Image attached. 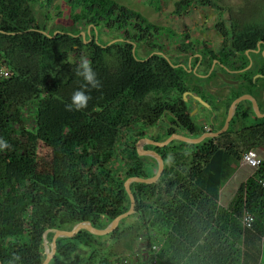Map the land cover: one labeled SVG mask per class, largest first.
<instances>
[{
    "label": "trees",
    "instance_id": "1",
    "mask_svg": "<svg viewBox=\"0 0 264 264\" xmlns=\"http://www.w3.org/2000/svg\"><path fill=\"white\" fill-rule=\"evenodd\" d=\"M63 1L71 21H57L50 30L38 17L39 0H0V71L9 72L8 78H0L2 264H43L56 230L70 231L85 222L106 229L130 209L125 182L156 174L157 162L139 156L136 148L139 140L148 138V129L166 117L181 131L199 138L205 127L190 116L184 94L192 91L210 106L217 105L207 89L215 76L200 79L173 67L163 56L152 55L165 54L152 39L163 33L175 37L171 29L153 25L140 12L115 0ZM148 1L157 8L161 0ZM218 2L181 1L176 14L194 3L221 9ZM245 3L252 6L250 13L237 12L264 13V0ZM230 15L218 24L223 38L219 57L206 47L205 63L206 72L214 58L224 71L238 72L233 79L239 86L223 95L226 114L243 95L259 101L264 84L259 77L254 82L260 65L253 54L255 65L239 72L250 64L247 51L264 40V24L260 18L239 14L237 18L232 10ZM88 28L90 36L84 40L81 33ZM103 32L118 36L100 42L97 35ZM133 44L150 47L143 60L133 55ZM172 94L176 97L169 100ZM150 96H164L167 101L155 106L141 102ZM27 112H33L32 127ZM262 122L246 101L238 105L229 130L217 139L198 145L174 141L164 148L145 146L161 155L165 170L156 184L131 185L137 201L135 213L108 236L81 231L74 238H59L50 264H112L134 255L140 246L148 253L165 238L178 264L192 247L207 260L220 257L227 242L234 253L241 252L243 264H257L264 234V188L259 183L264 180V160L239 185L229 211L218 201L243 154L264 147ZM175 133L177 129H170L166 139ZM239 140L249 145L245 151H240ZM244 212L254 216L253 230L243 227ZM225 231L229 241L221 233ZM165 250L163 246L160 260Z\"/></svg>",
    "mask_w": 264,
    "mask_h": 264
},
{
    "label": "rangeland",
    "instance_id": "2",
    "mask_svg": "<svg viewBox=\"0 0 264 264\" xmlns=\"http://www.w3.org/2000/svg\"><path fill=\"white\" fill-rule=\"evenodd\" d=\"M39 1L42 6L40 5L41 8L39 10L40 12L38 13V17L50 30L55 28L57 21L61 24H68V21H71L69 20L68 15L64 12L65 3L63 0H53L51 4H48V0ZM115 1L129 9L140 12L153 25L169 28L174 32L175 37L171 34L163 33L152 39L154 44L157 43L164 48L166 56L172 62H175V57L178 54L179 48L187 47L190 49L188 46H192L190 44L195 42V40H199L204 46L212 49L214 52L220 51L219 49L221 48L222 37L217 26L223 19H221V14H219V12L224 13V21H227L229 20V13L231 10L237 13V18L238 14L242 18L250 16L249 14H241L240 12H237L238 10H246L248 13L252 10V6H246V0H219L218 5L221 9L210 6H200L197 5V3H194L190 8L178 14H176L177 3L189 0H161L157 5V8L156 6L151 5L148 0ZM61 14L64 15L63 18L60 19L59 16ZM47 15L51 16L50 20H48ZM83 27L85 26H77L79 29H82ZM116 36H118L117 32L112 34L110 33L109 35L103 32L100 37L97 35V39L100 40V42H107L113 40ZM149 51L150 47L148 45H138L136 49V56L139 60H143ZM166 101L167 98L164 96H150L147 99L141 100L143 104H149L150 106H155L158 103H164ZM26 120L29 127H32L34 120L33 112L26 113ZM168 122V119L163 117L157 125L148 129V138L158 140L157 142H161L166 139ZM207 127H210V125H207ZM239 142L240 151H245L249 145H246L243 142L241 143L240 140ZM254 150L257 151L264 160V147H257ZM147 161H149L152 165H155L153 160L150 158H147ZM153 170L157 171L155 166ZM246 170H249L253 174L256 171L247 167H243L242 170H239L238 167L237 172L226 184L228 190H230L232 194H235L234 192H236L239 185L247 179V175L245 174ZM46 248L49 249V245H47Z\"/></svg>",
    "mask_w": 264,
    "mask_h": 264
},
{
    "label": "flooded vegetation",
    "instance_id": "3",
    "mask_svg": "<svg viewBox=\"0 0 264 264\" xmlns=\"http://www.w3.org/2000/svg\"><path fill=\"white\" fill-rule=\"evenodd\" d=\"M219 14H221L220 15L221 19L224 20V13L219 12ZM234 16H235V14H234ZM230 18H231V15H229V19ZM246 18H249V19H258V18H260L259 20H261V22L264 24V13L263 12H262L261 16L254 15V16H247ZM221 39H222V43H221L220 47L223 46V38H221ZM193 43H191V44L189 43L190 45H192V46H188L190 49H188L187 47L186 48L185 47L184 48H179L178 54L175 57L176 60H175L174 63L177 66L186 69L189 73L196 75L200 79H207V78H210L212 76H215V77H213V81L211 82V85H207L208 91L216 99L217 105L215 107L210 106L206 102L209 105L207 107L204 104H202L201 102L197 101L196 97H198V96L195 95L194 93H192V91H187L184 94L183 97H184V101L186 103H188L190 108H191L190 116L194 119L195 123H197L199 126H201L202 124L203 125L204 124L210 125V127H205V125H204L205 131H206L205 133H207V132L208 133H216V132L220 131L224 127L226 119L228 117V112H229V109H230V107H229V109L227 111V114H226L225 107H224V105H222L223 95H225L226 92L230 91V89H229L230 87L239 86V81L233 79V75H235V73H238V72L231 71V70H228V69H225V71H224V69L220 68V67H222V65L220 64L218 59H215V58L212 60V64H211L210 69L207 70V72H206L207 64H205V63L207 62L206 60H208V57H209V56H207L208 55L207 50H206L207 48L199 40H195V42H193ZM136 49H137V46H136ZM219 50H221V48ZM213 53L216 54L219 57V51L218 52H214L213 51ZM252 54L254 55V59H258V62H259V65H260V72L254 78V82H255L257 77L261 78L263 80V82H264V40H259L257 42L256 49H252L250 51H247V55H249V57H250V64L245 70H241L239 72L243 73L244 71H248L255 65V61L252 60V56H251ZM205 56L207 58H205ZM215 62H216L215 67L212 70L213 64ZM251 63H252V66H250ZM211 70H212V73L210 74ZM219 74L224 75V77L227 80H230V81L235 82V83H233V84L225 83L219 77ZM206 76H208V77L206 78ZM222 82H224L226 84V86L223 85ZM259 89H260V91H259L260 92L259 93V101L256 98L255 99L258 102L261 114L264 115V84ZM173 96H174V94L170 95L169 96L170 97L169 100L171 98H175L176 97V96H174V97ZM244 102H246V101H244ZM247 102H249V101H247ZM251 105H252V103H251ZM237 108H238V106H237ZM252 108H253V105H252ZM235 113H236V111H235ZM234 116H235V114H234ZM234 116H233V118H234ZM233 118H232V120H233ZM258 118L263 120L262 125H264V117H258ZM232 120H231V122H232ZM231 122H230V126H231ZM173 128L177 129V133H175V134H179V135H183V136H186V137L194 138L191 134L181 131L179 127L174 126V124L171 121H169L168 122V126H167V133L169 132L170 129H173ZM214 139H217V138H214ZM207 140H209V139H207Z\"/></svg>",
    "mask_w": 264,
    "mask_h": 264
},
{
    "label": "water",
    "instance_id": "4",
    "mask_svg": "<svg viewBox=\"0 0 264 264\" xmlns=\"http://www.w3.org/2000/svg\"><path fill=\"white\" fill-rule=\"evenodd\" d=\"M81 36L83 37V39L85 40L87 36H90V28H88L87 32H82ZM53 37V36H52ZM91 39H89L88 41H86V43L90 42ZM133 55L136 57V44H133ZM154 54H159L161 56H163L173 67H179L177 65H174L171 60L164 54L161 52H155ZM151 55V56H152ZM137 58V57H136ZM216 62L213 64L212 70L215 67ZM252 66V63L251 65ZM250 68V67H249ZM212 70L210 72V74L212 73ZM209 76V75H208ZM206 76V78L208 77ZM219 77L227 84H233L235 82H232L230 80H227L224 75L219 74ZM196 100L201 102L202 104H204L205 106H209L206 102H204L200 97H196ZM244 101H249L252 103L253 105V109L254 112L257 114L258 117H264V115L261 114L260 109H259V105L257 100L251 96V95H244L239 97L238 99H236L230 106L229 112H228V117L226 119L225 125L224 127L216 132V133H204L202 136H200L199 138H191V137H186L183 135H179V134H174L172 136H170L168 139H166L163 142H157L154 141L150 138H143L141 140L138 141L136 148H137V152L139 156H148V157H152L153 159H155L157 161V171L154 177L152 178H139V177H134V178H130L125 182V189L128 193V196L130 198V209L118 216L106 229L104 230H100L95 228L91 223L89 222H85V223H81L78 224L76 227H74L72 230H56L54 232L53 238H52V244H51V250L47 249L46 253H47V257L45 259V261L43 262V264H50L52 259L54 258L56 252H57V240L59 238H64V237H70V238H74L76 237L81 231H87L93 235L96 236H100V237H104V236H108L111 233H113L121 224L122 220L125 218L130 217L131 215H133L135 213V209H136V205H137V201L135 196L133 195L132 191H131V185L133 183H140V184H146V185H153L156 184L162 177L164 170H165V162L163 160V158L161 157L160 154H158L156 151L154 150H150V149H145V145H151V146H155V147H159V148H164L169 146L172 142L174 141H182L184 143L187 144H192V145H198L203 143L204 141H206L207 139H214V138H218L221 135H223L224 133L227 132V130L230 127V122L235 114V111L237 109V106ZM49 232V231H48ZM0 264H2V262L0 261Z\"/></svg>",
    "mask_w": 264,
    "mask_h": 264
},
{
    "label": "crops",
    "instance_id": "5",
    "mask_svg": "<svg viewBox=\"0 0 264 264\" xmlns=\"http://www.w3.org/2000/svg\"><path fill=\"white\" fill-rule=\"evenodd\" d=\"M205 127H207L206 124H204ZM243 167H239V170H242ZM247 175V179L250 178L252 176L253 173H251L249 170H246ZM246 179V180H247ZM245 180V181H246ZM244 182V181H243ZM242 182V183H243ZM238 190V188H237ZM236 190V192H237ZM236 192H234L236 194ZM235 194H232L230 190H228L227 186H223L220 190V194H219V201L218 204L220 207H222L223 209H227L230 207L231 202L233 201ZM230 197V198H229ZM229 211V210H228ZM222 234H224L227 238V240L229 241V232L225 231V232H221ZM231 240H230V244H231ZM202 244L204 243L203 241L201 242ZM227 248L226 251H224V253L221 254V256L219 257H213L210 260H207V258H202V256L200 255L199 251H197V247H192L191 252L187 253L188 256L186 258H182V262H180L179 264H243V260H242V256H241V252H239L238 254L234 253V251L231 249H229V243L227 242ZM164 248L166 249L165 251V258H163V260H160L159 264H178V262L175 260V250H172V248L167 247L166 248V244H164ZM180 249H182L181 253L183 252V247H180ZM187 248H184V250ZM239 249H242L241 246H239ZM138 249H136V251H134L137 254ZM191 255V257L189 256ZM200 255V257H199ZM188 259V262H186L185 260ZM142 260V257H138V259H135L134 256L131 255H126L124 256L122 259H120L119 261H114L112 264H140ZM257 264H264V242H262L261 245V253L258 259Z\"/></svg>",
    "mask_w": 264,
    "mask_h": 264
},
{
    "label": "built area",
    "instance_id": "6",
    "mask_svg": "<svg viewBox=\"0 0 264 264\" xmlns=\"http://www.w3.org/2000/svg\"><path fill=\"white\" fill-rule=\"evenodd\" d=\"M8 77H9V72L7 70L3 69L2 71H0L1 79L8 78ZM262 162H263V159L258 154L257 151L249 150L243 154L240 165L241 167H247L249 169L257 170L261 166ZM259 183L264 188V180H260ZM254 221H255L254 216H252L249 212H244L242 219H241V223L245 229L253 230ZM263 228H264V223H263ZM143 238L141 240H143ZM262 241L264 242V234L262 236ZM165 242H166V238L163 241H160L159 243L154 244L151 247L150 252L148 251V253L144 252L145 249L143 246H140L137 248L138 249L137 254L135 253L133 256L135 259H138V257L139 258L142 257L140 264H159L160 262L159 253L162 247L164 246ZM149 255H150V258H149Z\"/></svg>",
    "mask_w": 264,
    "mask_h": 264
}]
</instances>
